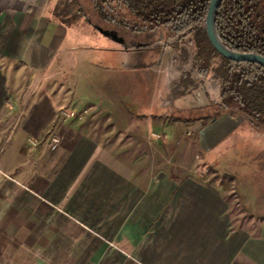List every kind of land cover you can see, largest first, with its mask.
<instances>
[{
	"label": "crops",
	"instance_id": "0c3cea01",
	"mask_svg": "<svg viewBox=\"0 0 264 264\" xmlns=\"http://www.w3.org/2000/svg\"><path fill=\"white\" fill-rule=\"evenodd\" d=\"M59 1L0 0V230L11 264H264L257 177L234 174L240 186L227 187L164 171L179 153L164 145V127L174 129L154 119L156 98L132 108L92 61L58 60L68 35L82 34L53 15ZM113 43L125 53V39Z\"/></svg>",
	"mask_w": 264,
	"mask_h": 264
},
{
	"label": "rangeland",
	"instance_id": "374dc122",
	"mask_svg": "<svg viewBox=\"0 0 264 264\" xmlns=\"http://www.w3.org/2000/svg\"><path fill=\"white\" fill-rule=\"evenodd\" d=\"M79 1L83 14L92 26L85 19H79L77 30L78 33L82 32L80 38L78 35H68L64 45L67 52H63L58 60L67 61L62 55L70 54L73 59L92 61L100 67L96 76L112 78L107 85L109 90L117 95L120 102L132 108L137 107L139 99L144 103L150 96L156 98L151 101L156 110L153 112L157 113L154 119L163 118L174 129L168 131L164 127L161 135L164 145L171 141V152L179 153L178 164H171L164 159L163 170L195 172L207 178L203 179L206 183H216L218 186L226 184L227 187L240 186L232 177L249 171L257 177L256 183L264 188V132L251 128L240 116L222 115L214 121H199L189 125L171 121L172 117L207 115L206 108L219 100L220 81L214 74L219 60H214L209 73L201 78L193 67L196 48L192 36L175 42V39L168 40L167 32L163 31L153 36L135 34L103 22L90 0ZM66 3V0L59 1L53 12L55 17L63 18L64 11H67L68 17L78 15V8L73 5L66 8ZM94 26L115 31L124 38L125 53L111 50L114 45L120 49L123 47L105 38ZM161 33L162 36L159 35ZM159 38L162 40L158 41ZM74 45H88L91 49L78 48L73 51ZM134 65L140 69L132 67ZM106 66H109L108 69ZM185 74L187 77H184ZM146 79H154L152 87ZM186 145L187 150L184 149ZM0 240V264H11V247L14 243L5 229L0 230Z\"/></svg>",
	"mask_w": 264,
	"mask_h": 264
},
{
	"label": "trees",
	"instance_id": "16d2710c",
	"mask_svg": "<svg viewBox=\"0 0 264 264\" xmlns=\"http://www.w3.org/2000/svg\"><path fill=\"white\" fill-rule=\"evenodd\" d=\"M66 1L65 7H77L78 15L68 17L64 11V17L58 18L61 23L70 26L85 19L92 26L82 12L79 0ZM90 1L99 18L114 27L151 36L163 31L167 32L168 40L175 39V42L192 36L196 48L193 67L201 78L209 73L214 60H219L214 69L215 77L220 81L219 100L206 108L207 115L175 121H212L221 115L240 116L251 128L264 132V67L225 59L213 49L204 23L211 0ZM215 30L229 50L264 57V0H222L215 14Z\"/></svg>",
	"mask_w": 264,
	"mask_h": 264
},
{
	"label": "water",
	"instance_id": "95a60500",
	"mask_svg": "<svg viewBox=\"0 0 264 264\" xmlns=\"http://www.w3.org/2000/svg\"><path fill=\"white\" fill-rule=\"evenodd\" d=\"M222 0H211L207 17L204 21L205 23V31L207 38L213 47V49L222 57L225 59L235 61V62H252L257 63L264 67V57L256 54H242V53H236L228 48H226L222 42L220 41L219 37L217 36L216 30H215V14L216 10L218 8L219 3ZM94 28L104 37L109 38L119 44H124V39L122 37H119L115 31L112 30H104L103 28L99 26H94Z\"/></svg>",
	"mask_w": 264,
	"mask_h": 264
},
{
	"label": "built area",
	"instance_id": "2783aa9c",
	"mask_svg": "<svg viewBox=\"0 0 264 264\" xmlns=\"http://www.w3.org/2000/svg\"><path fill=\"white\" fill-rule=\"evenodd\" d=\"M59 116H63L65 118H76L77 117V113L68 112V111H65V110H60ZM30 142H31V144L35 145V143L33 141H30ZM47 142H48L49 149L51 151H55L59 147V145L61 143V140H60V138L57 135L50 134L48 136V138H47Z\"/></svg>",
	"mask_w": 264,
	"mask_h": 264
}]
</instances>
